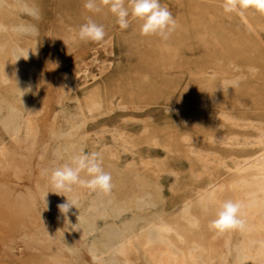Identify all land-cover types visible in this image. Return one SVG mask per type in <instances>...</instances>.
I'll list each match as a JSON object with an SVG mask.
<instances>
[{"label":"rangeland","instance_id":"1","mask_svg":"<svg viewBox=\"0 0 264 264\" xmlns=\"http://www.w3.org/2000/svg\"><path fill=\"white\" fill-rule=\"evenodd\" d=\"M5 1L10 3L11 0ZM58 1L31 0L40 7L43 17L38 25L39 32L27 34L31 42L40 46L41 51L44 53L42 59L44 63L41 72H29L32 82L29 105L32 106V109L27 110L25 114L28 116L32 112L31 117L37 122L35 127L39 126L40 130L42 126V128H45L46 134L39 132L40 134L38 133L36 138V130L24 126L18 135V140H15L0 122V145L6 147L5 152L7 153L6 159L10 164L9 168L22 172L24 170L20 166L26 164L27 167L24 172L25 177L21 182L13 178L12 170L7 171L8 175L7 172H0V264H93L89 258V250L95 241H98L100 254L103 252L107 256L106 253L109 249L107 245L108 237L102 236L104 228L99 229V226L102 227L108 223L106 220L98 219L96 221L97 229L93 235L88 234L85 238L77 236L74 228H68V226L71 227L82 222L80 215L81 213L84 214L87 202L91 201L99 191L94 192L84 187V194L79 195L77 199L69 196L70 200H76L80 203L78 208L74 206V211L68 213L67 216L62 213L64 217L69 216L68 220H64L61 214L60 216L55 215L43 198L42 191L44 188H48L50 192L54 191L51 184L52 171L60 167L62 162L69 158L66 149H64L66 144H71L75 148V152L70 153L71 157L82 151L88 154L96 153L99 156V147L102 146L103 142H109V139H105L104 136L110 138L108 129L101 132L102 129L98 128L97 124L83 120L80 107L74 97L76 93L66 92L61 95L59 86L54 88L50 84L46 77L47 63L50 64V68L53 67L55 76L59 79H65L66 75H76L80 81H91L94 76L99 75L102 66L110 64V73H117L121 70L125 76L128 73L131 74L133 79L136 75L143 78L144 75L152 73L154 68V60H146L145 58L150 57L152 54L144 52L138 54L131 51V49L138 46L135 44L137 37L132 33L134 27L132 24L124 33L126 45L122 46L120 42L118 43L119 39H116L111 47L112 50L114 49L113 53L102 50L98 62L90 63V58L81 54L78 47H73L71 52H65L61 42L55 41V36H59L62 32L57 18ZM225 2L226 0H196L195 3L190 0H161V3L166 5L173 14L177 24L183 15L186 16V21H189L188 18L191 19L192 17L198 20L203 16V12H199L202 10L200 8H204L205 22L208 24V33L204 36L205 41L210 42L215 40L214 37H221L222 40L227 41V45H224L230 49V52L222 51L224 45L217 46L213 44L212 46L216 50L206 51V45L200 41L199 36L191 33L188 39L186 35H178V33H182L179 31L183 29H175V38L180 39V43L176 44V52L171 54L173 58L167 61H158L159 63L164 61L171 68L163 67L162 70L166 73L165 77L152 76L151 81L154 83L150 81V84L145 88L171 87L170 97L167 100L163 101V96H159L162 98V103L158 104V108L163 111L164 120L156 124L160 138L166 135L170 139L180 142L181 154L178 156V163L183 175L180 181H176L173 176H166L167 186L173 192L172 199L166 198L165 194L160 196L156 193V181L153 180L149 182L150 186L148 187L149 190H154L153 197L145 199L144 204L137 206L136 201L143 198L144 188L140 189L138 185L137 187L128 179L129 177L132 178V174L144 172V167L141 164L144 155L141 156L126 151L124 158L122 156V160L126 162L121 163L122 166H127L123 168L125 173H117L122 177V183H117L113 189V191L118 192V195L112 198L123 206L130 207L122 214L121 218H109V222L121 221L120 223L117 222L122 230L130 228L139 237H142L146 231L142 229V224L146 220L158 217L160 213L166 212V215L161 218L171 229L168 232L165 231L162 242L157 243L154 246L155 249L151 246L148 247L152 253L157 255L160 263L163 262L162 256H170L171 264H179L178 259L183 255H187V264H244L240 262L239 257L242 252L238 250L239 247L252 244L258 245L257 247L261 249L264 248L263 228L259 229L260 226L264 225L262 218L264 216V203L257 202L254 204L257 211L252 219H248L247 215L244 214L247 212L248 205L243 201H239L242 205L241 218L245 222L243 230L234 229L218 234L216 230L209 227L210 223L216 218L220 203L226 200L236 202L238 187L234 184L237 183V176L242 177V174L229 171V168L235 162L243 160L250 152L249 149H239L235 144L227 146L218 141L212 142L210 137L221 136L233 139L243 137L248 132L245 127L248 114L264 111V108L260 110L255 107L258 104L257 101H253L248 94H239L232 88L220 91V88L216 86L213 88L190 87L191 78L197 71L204 73L209 79L216 78L217 69L212 68L206 62L209 57L215 59L229 57L224 59L225 62H238L234 59V56L256 57L255 60L251 59L250 61L255 68L249 69V71L264 73V44L253 37V33L246 27L235 11H225ZM191 4L193 7L190 6ZM2 13L7 16L9 12L4 10ZM213 14L214 18L211 17ZM240 33L243 35L240 36ZM158 39V41L155 40L153 46L158 45V42L162 40L160 37ZM247 39L252 41L250 45L240 42L247 41ZM234 41H236V45L232 44ZM140 47L142 46L140 45ZM244 49L247 51H243ZM155 55L164 56L165 54L157 53ZM139 57L142 60H139ZM84 62L90 64L85 65ZM258 77L262 78V76ZM173 84L174 87L171 86ZM255 86L258 87L257 90L261 89L262 85L259 80L255 82ZM261 94L264 95L262 92ZM261 102L264 103V101ZM69 119L74 121L70 123ZM44 121H47V125L43 124ZM253 121L256 125L264 123V119L261 121L260 117H254ZM51 123H55L56 133L54 135L50 131ZM235 123H240L241 127ZM68 129L72 132V137L69 138L64 135ZM99 137L101 145L97 146L94 142ZM185 138H188V140L184 142ZM230 142L234 143L233 140H230ZM44 143L48 144L47 150L45 153L38 155ZM94 147L98 149L94 150ZM190 147L204 154L215 153L216 156L213 157L217 159L213 158V162H209L205 167L197 163V166L192 168L189 160L190 155H187L188 157L184 155L187 148L190 152ZM56 149H59V152ZM154 154V156H158L157 159L159 160L166 156V152L161 147H155ZM0 156L2 157L1 153ZM99 158L102 159L103 168L106 172L118 170V167L111 169L107 165L106 158L101 156ZM217 160L224 164L219 166ZM132 163L136 165L132 167ZM124 177H126V183L123 180ZM243 180L245 178L240 179L242 187L239 190L248 193L251 191V186ZM253 183V195L259 200L264 196V173L254 175ZM221 186L222 188H220ZM199 190L206 191L205 194H208L203 202H200V198H191ZM51 193L54 194V192ZM55 194L59 196V205L67 201L65 195ZM102 194L103 197L107 198L104 193ZM186 197L189 198V201L183 202ZM32 198L34 203L30 200ZM210 198L212 202H209ZM185 207L189 210L186 218L182 213V209ZM55 226L62 227L61 232L68 235L65 238L78 248L77 259L74 258L75 256H73L69 247L65 245L68 254L66 262L59 263L54 260L52 252L58 247L56 248L52 239H46L45 234L55 232ZM250 228L252 231L248 232ZM256 231H259L260 234L252 235ZM21 247L24 249L23 255L17 253ZM134 252L136 254L141 253L138 248ZM193 256L197 261L190 260ZM248 257L250 262L246 264H264L263 252L253 251ZM121 260L123 261L121 264H128L123 258ZM111 262L109 263L111 264ZM117 264H120V262H117ZM135 264H142V262L138 261Z\"/></svg>","mask_w":264,"mask_h":264},{"label":"bare ground","instance_id":"2","mask_svg":"<svg viewBox=\"0 0 264 264\" xmlns=\"http://www.w3.org/2000/svg\"><path fill=\"white\" fill-rule=\"evenodd\" d=\"M190 1L195 3L196 0ZM85 2L86 0H71L70 2L68 0L58 1L57 18L60 22L62 32L59 36H55V41L59 43L61 42L62 48L65 52H71L73 47H78L81 54L90 58V63H95L98 62V57L102 50L104 52L113 53L114 49L112 50L111 47L116 39H119L118 43L120 42L122 46L126 45L124 36L125 30L120 29L116 22V17L107 7L102 6V11L100 13H95L84 7ZM190 6L193 7L192 4ZM200 9L202 10L197 11L200 13L203 12V16L198 20L197 18L192 17L191 19L188 18L189 22L186 21L187 19L185 15L180 17L176 28H181L183 30L179 31L182 33H178V35H186L188 39L191 33L199 36L200 41L206 45V51H212V49L216 50V48H213L212 44L217 46L224 44L227 45V41L222 40L223 38L218 36L214 37L215 40L210 42L205 41L204 36L208 33V24L205 22L204 8ZM4 10L9 12L7 16L2 13ZM235 12L245 23L246 27L253 33V37L259 39L264 44V11H260L254 5H250L247 8L238 7ZM42 17V10L35 2H31V0H11L10 3H7L5 0H0V122L2 123L3 128L8 130L9 134L14 137L15 140H18V135L21 133V129L24 128V126L25 128H34V130H36V138L38 137L39 132L46 134V130L45 128H42V126L40 130L39 126L35 127L37 122L31 117L32 112H30L28 116L25 114L27 110L32 109V106L29 105L32 88L29 72H41L44 63L42 60L44 53L41 51L40 46L31 42V39H28L27 34H36L39 32L38 25L41 23L40 21L42 20ZM211 17L214 18V14ZM88 18H91L98 24L104 26L106 37L103 42L96 43L79 40V28L82 24L87 22ZM141 23V21H133L131 23L134 26L132 33L137 37L135 44L138 45L134 49H131V51L138 54L139 52L149 53L150 55L152 54L150 57L145 58L146 60H154L152 73L144 75L143 78L140 75H136L133 79L131 74L128 73L127 76H125L121 70L117 73H110L111 64L108 66H102L99 75H97L99 77L94 76V79L91 81H80L79 77L76 75H66L65 79H59V77L55 76L52 69L53 67H49V63H47L48 67L46 69L47 80L50 81V84L53 85L54 88L59 86L61 95H64L66 92L76 93V96L74 97L78 102V106L81 110L80 114L84 121H90L97 124L98 128L102 129L101 132H105L106 129L109 130L110 138L104 136L105 139H109V142L104 143L102 141V146L99 147V156L107 159V165L110 166L111 169L121 166L122 162L124 164L122 159L124 158V153L126 151L141 156L144 155L141 163L144 167V172L134 175L132 174V176L130 175L132 178L129 177L128 179L129 182L136 184V186L138 185L140 189L144 188L142 194L143 198H139L138 201H136L137 206L144 204L145 199H151L153 197L154 190L151 191L148 189L150 186L149 182L153 180L156 181L155 186H157L155 192L160 196L165 194L166 198L172 199L173 192L171 188L167 186L165 181L167 179L166 176H173L176 181H180L183 175L178 163V156L181 154L180 142L178 140L170 139L169 136L166 135L160 138L156 124L164 120L163 111L158 108V104L162 103V98L164 101L170 97L169 93L171 87L145 88L150 84L152 76L155 77L157 75L158 77H165L166 73L162 69L163 67L168 68L170 65L168 64L167 66L164 61H162V63H159L158 61L172 59L173 57H171V54L176 52V44L180 43V39L175 38V31H173L167 40L162 39L158 42V45L153 46L155 40L157 39L158 41L159 37L142 35L140 31ZM242 35L243 34L240 33V36ZM240 42L245 45H250L252 43L249 39ZM139 44L142 47L145 46L142 48ZM232 44L236 45V41ZM222 51L230 52V49L224 45ZM243 51L247 50L244 49ZM157 53L165 55H155ZM24 57L28 58L25 59ZM227 58H207L206 62L209 63L208 65L212 68L214 67L218 71L216 72V78L209 79L204 73L197 71L191 78L190 87L213 88L216 86L217 88H220V91H225L228 88H232L229 86L230 84L235 83V87L232 89L239 94H248L253 101H257L258 104L255 107L262 110V108H264V103L261 101H264V95H262L261 92L264 94V73L249 71V69L255 68L250 61L251 59L255 60L256 57L234 56V59L238 62H225L224 59ZM139 60H142L141 57H139ZM90 63L84 62L85 65ZM258 76H262V78ZM145 77H148L147 82H145ZM258 80L262 85L259 90H257L256 88L258 87L255 86V82ZM171 86L174 87L175 85L173 84ZM80 91L81 93H79ZM160 95L163 97L160 98ZM254 117H260L262 121V119H264V111L257 113L250 112L248 114L245 126L248 132L243 137H237V139L224 138L221 136L210 137L212 142L218 141L227 146H233L235 144L239 149L250 150L249 154L244 157L243 160L235 162L233 166L229 168V171L242 174V177H240V175L237 176V183L235 182L234 184L238 187L236 191L237 198L235 201H243L248 205L247 212L244 213L247 215L248 219H252L257 211V207L254 204L257 202L264 203V196L258 200L253 195L254 175L264 173V123L256 125L253 121ZM72 121L74 120L69 119L70 123H72ZM43 124L47 125V121ZM236 125L241 127L240 123ZM50 129L51 133L54 135L56 133L55 123L50 124ZM69 129L64 134L68 138L72 137V132ZM187 140L188 138H185L183 141L185 142ZM230 140H233L234 143H231ZM99 141L100 137L95 140L94 143H96L97 146H100L101 143ZM47 146L48 144L44 143L41 152H39L38 155L45 153ZM155 147H161L164 152H166V156L162 160L157 159L158 156H154ZM190 148V152H188L187 148L184 155L185 157L190 155L189 160L192 164V168L197 166V163L202 164L203 167H205L209 162H213V158H215L213 156H216L215 153L204 154L199 150H194L193 147ZM64 149H66L69 158L63 161L62 165L69 162L71 158L70 153L75 152V148L71 144H66ZM97 149V147H94V150ZM0 151L2 155V157L0 156V172L6 173L7 171L12 170L13 178L16 181L21 182L25 177L24 172L27 168L26 164L20 166L24 170L22 172L10 169V164L8 159H6V147L0 145ZM56 151L59 152V149H56ZM217 163L219 166L224 164L219 160H217ZM135 165V163L131 164L132 167ZM107 172L110 173V171ZM6 174L8 175V172ZM110 174L112 181H122L121 176L115 177L113 173ZM82 176H84V174H82ZM125 176L127 177V175ZM126 177L123 178L124 181ZM242 178H245L243 181L251 186V191L248 193L239 190V188L242 187L240 182V179L242 180ZM75 187H77L78 190ZM220 188H222V186ZM83 189V186H74L73 190L66 195L77 199L79 195L84 194ZM205 192L206 191L203 190L196 191L191 198L197 197L200 198V202H203L204 198L208 196ZM42 195L47 206L55 215L60 216L61 214L64 220L69 219V216L64 217V215H62L58 207V195L55 193L52 194L48 188L43 189ZM30 200L34 203L33 198ZM188 201L189 198L187 197L183 200V202ZM65 202L67 201H64L63 203ZM79 203L80 202H78V204ZM73 207L70 209L69 213L74 211L75 208ZM128 209H130V207L123 206L121 203L116 202L114 198H105L102 193H96L92 200L87 202V208L85 209L84 214L81 213L80 215L82 222L71 227L68 226V228H74L77 236L85 238L88 234L93 235L94 231L97 229L96 221L98 219L108 221L111 217L113 219L121 218L122 214ZM182 213L186 218L189 214L188 208H183ZM165 215L166 212L160 213L158 217L146 220L141 226L142 229L146 230L142 237H139L136 232L130 228H127V231L126 229L122 230V228L117 225L105 226L102 230V236H107L109 239L107 241L109 247L106 253L107 256L104 255L103 252L101 254L99 253L100 249L98 247V241H95L89 250L90 260L92 261V256L95 255L102 258L101 264H110V261L118 262L120 258H123L128 264H135L138 261L142 262V264H171L170 256H162L163 262L160 263L157 259V255L148 249L149 246L154 248L157 243H161L164 233L171 229V227L161 218ZM262 218L264 220V216ZM47 225L50 227L49 224ZM55 227V232H47L45 234L46 239H52L55 242L56 248L58 247L52 252L54 260L59 263L66 262L68 258L65 249L66 246L69 247L71 253L75 256L74 258L77 259L79 254L78 248L65 238L68 236L67 234L62 235V227ZM262 228L264 234V225L259 227V229ZM251 231L252 229L250 228L248 232ZM259 231L252 233V235H259ZM257 246L258 245L246 244L245 246L239 247L238 250L242 252L239 257L240 262H243L244 264L250 262L248 256H250L253 251L264 253V248L261 249ZM136 248H138V250L140 249L141 253L136 254L134 252L136 251ZM17 253L23 255V247L19 248ZM16 257L18 258V256ZM190 260L194 262L197 261L194 256L191 257ZM178 261L180 262L179 264H187L188 256L183 255Z\"/></svg>","mask_w":264,"mask_h":264},{"label":"clouds","instance_id":"3","mask_svg":"<svg viewBox=\"0 0 264 264\" xmlns=\"http://www.w3.org/2000/svg\"><path fill=\"white\" fill-rule=\"evenodd\" d=\"M250 5L264 11V0H226L224 8L225 11L232 12L236 11L238 7L247 8ZM102 6L107 7L116 17V22L121 30L128 29L133 21H141L140 31L142 35L158 36L167 40L177 27L176 19L168 7L161 3V0H86L84 4L87 10L95 13H100ZM105 37L104 26L91 18H88L78 31L79 40L84 42L99 43L103 42ZM64 42L67 44L65 40ZM147 80L148 77H145V82ZM229 86L233 88L235 83ZM51 184L54 189L51 192L67 197V202L58 206L65 216L73 206L78 208V202L70 200L66 195L73 190L74 186L87 187L91 191H99L104 194H109L113 189L111 174L104 170L102 159L96 153L88 154L83 151L73 155L69 162L52 171ZM209 202H212L211 198ZM241 208L242 205L239 202L232 200L220 203L216 218L209 227L216 230L218 234L234 229L243 230L245 222L241 218ZM101 260V257L92 256L93 264H101Z\"/></svg>","mask_w":264,"mask_h":264},{"label":"crops","instance_id":"4","mask_svg":"<svg viewBox=\"0 0 264 264\" xmlns=\"http://www.w3.org/2000/svg\"><path fill=\"white\" fill-rule=\"evenodd\" d=\"M124 161V160H123ZM124 162H126V161H124ZM123 167L124 168H126V165H121V166H119L118 167V170H115V171H110V173H113V175L115 176V177H119V175L117 174L118 172L120 173H122V172H124L125 173V171L123 170ZM125 183H126V181H124ZM112 183H113V189L116 187V184L117 183H122V182H118V181H112ZM113 189H112V191L109 193V194H105V196L108 198H112V197H114V196H117L118 195V192H116V191H113ZM98 193V192H97ZM100 193V192H99ZM102 193V192H101ZM119 220H122V219H119ZM110 221V219L107 221L108 223L106 224V225H103L102 227L101 226H99L100 228L99 229H101V228H105V226H107V225H117V226H119L118 225V220H115L114 222H109ZM112 221V220H111ZM118 221V222H117ZM121 222V221H120ZM119 222V223H120ZM120 227V226H119ZM63 233V234H62ZM61 234L62 235H65V233L64 232H62ZM118 262H120V264L123 262L122 260H121V258H120V260L118 261ZM117 264V262H111V264Z\"/></svg>","mask_w":264,"mask_h":264}]
</instances>
